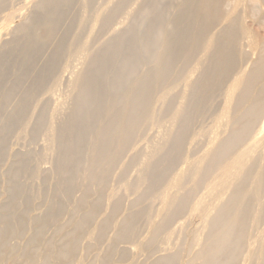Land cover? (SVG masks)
I'll return each instance as SVG.
<instances>
[{
    "label": "rangeland",
    "instance_id": "1",
    "mask_svg": "<svg viewBox=\"0 0 264 264\" xmlns=\"http://www.w3.org/2000/svg\"><path fill=\"white\" fill-rule=\"evenodd\" d=\"M187 1L159 0L166 7L165 29ZM146 2L0 0V264H155L159 260V264H204L217 238L224 239L216 258L222 264H262L264 112L250 131L249 136L257 134L255 142L248 141L252 150L239 159L237 170L232 166L224 174L220 168L230 163L232 152L208 173L204 164L217 143L235 128L231 127L233 111L243 81L264 56V0H219L217 18L232 25L230 37L235 36V65L224 87L192 113L180 150L175 148L180 119L174 107L188 101L190 87L176 80L156 94L152 118L140 124L133 143L117 161L110 168H97L101 178L88 175L87 143L79 153L60 152L61 128L76 95L73 82L87 67V52L136 22ZM109 13L117 16L116 21L105 28L102 19ZM156 15L150 9L140 29ZM56 17L61 19L53 40L45 43V27ZM56 45L55 59L51 53ZM212 48L198 52L207 56L190 80L206 66ZM26 68H32V74L25 77L27 81L21 79L3 105L2 96ZM151 68L153 63L142 70ZM66 70H72L70 76ZM240 70V84L230 87ZM263 80L264 74L257 84ZM227 89L230 97H225ZM19 102L27 108L21 122L8 128ZM242 149L239 145L235 151ZM223 223L229 227L226 234Z\"/></svg>",
    "mask_w": 264,
    "mask_h": 264
},
{
    "label": "bare ground",
    "instance_id": "2",
    "mask_svg": "<svg viewBox=\"0 0 264 264\" xmlns=\"http://www.w3.org/2000/svg\"><path fill=\"white\" fill-rule=\"evenodd\" d=\"M218 3L219 0H188L180 7L176 16L171 21V27L165 29L162 18L166 7L160 5L159 0H147L140 9L139 18L135 20L136 22H132L133 24L126 29L123 28V30H119L110 36L99 49L87 52V67L75 77L73 82L76 85V95L73 96L71 110L68 112L67 120L61 128L64 136L60 135L58 141L60 152L62 154L79 153L82 149L81 145L87 143L90 147V168L88 175L90 178H101L102 175H100L99 171L97 172V168L101 166L110 168L117 161L124 150L133 143L134 136L140 124L152 118L153 110L151 111V103H153L152 100L157 96L156 94L165 90L170 83L176 80L181 83L184 82L185 85L190 87L189 95H187L188 101L185 104L183 103L184 105L180 103L177 107H174V114L177 117L179 116L180 119V126L176 136L178 143L175 148L177 151L180 150L181 144L190 129L192 113L197 110L198 106L200 107L199 103L209 99L211 94L215 90L217 91L219 87H222V85L224 87V83L228 81L231 76V69L235 65L232 49L235 36L233 38L230 37L233 36L232 25H228V22H226V25V23L220 21L222 16L220 17L221 19L217 18ZM116 5L118 8V4ZM150 9H154L157 15L144 28L140 29L143 18L146 17V13ZM112 13H109V15L102 19V25L105 28H108L114 22V18L117 17ZM59 19L61 18L56 17L48 21L45 27L43 42L46 41L45 43H47L53 40L51 36L55 28H58L56 25H59L57 24L60 21ZM117 24L119 22L115 26ZM211 31H213L212 36H209ZM223 35L229 36L230 39L229 37L225 39ZM213 37L215 38L213 39ZM210 48L213 51L207 57L208 62L206 66L199 72L195 80H190V77L197 70V67L203 64L204 60L201 61L203 57L205 58L207 56L206 54L200 56L198 52L204 51L206 53L208 50H211ZM58 50V45H56L51 53L52 58L57 57ZM2 61L3 57H0V64ZM149 63H153V68L143 72V65ZM255 66L247 73L243 81V88L236 100L233 111L235 112V116L232 118L231 123V127L233 128V125H235V128L231 129L225 138L219 142L216 141V143L218 142L217 145L209 153L207 164H204V172L206 173L231 152L233 154L230 156V163L224 162L220 168L223 169V173L226 171V173H229L228 170L232 166L234 170H237L240 166L239 159L245 152L252 150V147H248V145L249 142H255L257 134L249 136L251 134L250 131L254 123L260 120L264 112V82L257 84L260 77L264 74V56L256 62ZM176 67H178L177 70ZM31 69H24L20 76L12 82L8 93L6 92L2 96L1 100L3 105L13 93L12 90L16 86L18 87L21 79L30 77ZM70 73H72V70L69 72V76ZM242 74L243 70L238 71L230 87L234 83L239 82L240 84ZM37 76L35 74L34 79ZM25 80L27 81L28 79ZM19 88L21 89L20 86ZM220 90L218 91L220 92ZM228 90L226 92H229V95L226 94L227 96L225 97H230V90ZM252 90L256 92V95L253 94ZM12 96L14 97L13 99L16 98L14 95ZM164 96L158 95L157 98L162 99ZM15 103L17 102L15 101ZM15 103L13 102L12 104L11 102L13 106ZM24 108H27L26 103L19 102V110L10 119L7 127L10 126V123L14 125L21 122L20 118H22ZM38 126L39 124H37ZM263 126L264 119L261 128ZM144 128H147V126ZM221 132H224V130ZM71 135L73 139H70ZM239 145L243 149L235 151ZM63 159L65 160V157ZM173 160H170L169 163L173 164ZM63 163L61 162L60 164L62 165ZM146 167V170H148V165ZM150 170H153V168ZM179 204L182 207V199L179 201ZM224 223L223 226L226 225ZM228 230V226H224L222 229L224 234ZM229 232H231V229ZM216 236L217 234L214 235V238ZM223 242L224 239L219 238L218 240L217 238V241H215L209 250L211 252L208 253V260L204 264H222L216 258L220 254L219 252L222 249ZM160 261H156L155 264H159ZM168 262L170 263L171 260H168ZM262 264H264V259Z\"/></svg>",
    "mask_w": 264,
    "mask_h": 264
}]
</instances>
